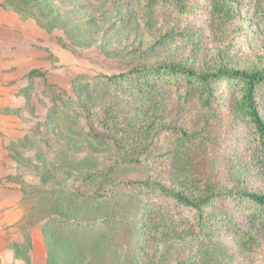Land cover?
Masks as SVG:
<instances>
[{
    "label": "rangeland",
    "instance_id": "rangeland-1",
    "mask_svg": "<svg viewBox=\"0 0 264 264\" xmlns=\"http://www.w3.org/2000/svg\"><path fill=\"white\" fill-rule=\"evenodd\" d=\"M172 2L0 0L17 22L0 57V264H264L262 218L224 197L264 194L236 85L216 82L209 106L167 74L106 78L264 72V0ZM157 188L212 200L198 213Z\"/></svg>",
    "mask_w": 264,
    "mask_h": 264
},
{
    "label": "trees",
    "instance_id": "trees-1",
    "mask_svg": "<svg viewBox=\"0 0 264 264\" xmlns=\"http://www.w3.org/2000/svg\"><path fill=\"white\" fill-rule=\"evenodd\" d=\"M163 1L168 2V0ZM172 1L174 6H179V3L183 0ZM210 1L216 8L218 0ZM219 4L221 5L222 3ZM30 74L34 76H43V73L39 70H31ZM152 74L159 76L161 74H167L172 78L177 77L178 79H182L185 83L186 94L189 92L195 93L202 105L209 106L211 105L213 89L216 87V82L222 83L226 81L234 83L236 85V91L233 92L231 109L238 110L247 117V120L251 123L256 138H258L259 142L264 145V113L260 109L261 101L259 100L260 96H264V72L262 70L232 69L222 66L212 71H196L186 66L183 62H177L169 64L161 63L140 68L137 67L127 73H120L106 78L112 82H121L124 80H139L146 76L149 77ZM157 189L159 192L173 196L178 204L196 209L198 213L202 211L204 206L210 204L212 200V197L207 195L202 198L197 196L190 197V195H184L180 191H168L165 188ZM238 196L244 197L250 204L249 206H253L255 212H257L259 217L262 218V224H264V194L240 191V194L237 196L224 195V197L228 198ZM14 253L17 255L16 252ZM28 256L29 255L26 254L21 258L26 264H29Z\"/></svg>",
    "mask_w": 264,
    "mask_h": 264
},
{
    "label": "crops",
    "instance_id": "crops-1",
    "mask_svg": "<svg viewBox=\"0 0 264 264\" xmlns=\"http://www.w3.org/2000/svg\"><path fill=\"white\" fill-rule=\"evenodd\" d=\"M11 24H14L16 26L17 22L13 18L12 13L10 15V11L6 8V6L4 7L3 5L0 4V57L4 53H6V50L8 49V48H6L7 42H6V40L4 38H2V36L3 35H11V32H10V29L12 27ZM14 25H13L12 32L15 34L16 33V28H15ZM4 61H6V60L2 61V59L0 58V64L1 65H2V63H4ZM7 62H8V60H7ZM3 66H4V70H2V71H4L5 73L6 72L10 73V72L13 71V70L9 71V67L6 66L5 64ZM21 261H22V264H26L23 259H21ZM29 264H33V260H32L31 257H29Z\"/></svg>",
    "mask_w": 264,
    "mask_h": 264
}]
</instances>
